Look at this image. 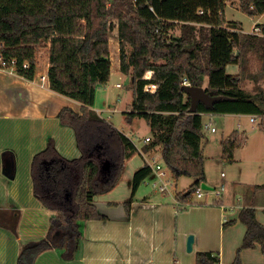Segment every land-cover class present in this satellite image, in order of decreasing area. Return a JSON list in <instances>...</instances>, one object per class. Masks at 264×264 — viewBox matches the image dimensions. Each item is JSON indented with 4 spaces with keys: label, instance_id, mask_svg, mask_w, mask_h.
Instances as JSON below:
<instances>
[{
    "label": "trees",
    "instance_id": "16d2710c",
    "mask_svg": "<svg viewBox=\"0 0 264 264\" xmlns=\"http://www.w3.org/2000/svg\"><path fill=\"white\" fill-rule=\"evenodd\" d=\"M224 5L223 0H0V55L15 60L14 73L32 80L39 49L46 47L48 88L77 101L81 112L64 107L57 114L74 129L79 157L66 159L48 143L32 158L33 194L56 215L50 218L46 239L23 247L18 264H31L49 247H62L65 256L72 255L79 234L76 222L105 219L93 199L118 185L125 162L137 153L126 135L93 110L96 90L110 75L112 22L117 26L119 70L132 76V101L123 114L128 122L133 118L147 122L153 136L149 145L160 146L162 161L175 178L196 179L184 195H177L182 200L188 201L204 181L201 115L228 109L264 116V93L247 94L240 89V73L226 74L227 65L241 68L245 53L257 44L264 57V38L231 31ZM238 5L249 18L264 12V0H239ZM169 22L208 26L206 45L190 44L187 36L169 39L167 32L173 26ZM126 45L131 47L129 55ZM147 71L153 73L144 80ZM184 77L198 87L206 77L204 91L216 100L198 101L192 108L189 95L178 84ZM149 83L157 86L153 93L144 91ZM241 144L233 131L221 141L222 157L231 160ZM104 161L111 166L101 179ZM150 173L148 164L133 173L132 195ZM129 204L124 203L127 213ZM238 217L246 232L230 264H242L241 249L257 244L264 256V225L256 220L255 210L243 208ZM217 262L211 251L195 254V264Z\"/></svg>",
    "mask_w": 264,
    "mask_h": 264
},
{
    "label": "crops",
    "instance_id": "0c3cea01",
    "mask_svg": "<svg viewBox=\"0 0 264 264\" xmlns=\"http://www.w3.org/2000/svg\"><path fill=\"white\" fill-rule=\"evenodd\" d=\"M249 19V30L243 33H249L257 17ZM242 29V26L235 25L230 30L241 32ZM234 53L238 54V51L234 50ZM230 65L235 66L236 72L226 74L238 75L239 66ZM47 71V57L42 64L38 63L32 80L14 72L0 70V124H15L17 129L11 130L10 136L14 137L11 135L12 131L20 132L27 140V146L23 145L19 150L9 146V142L5 140L0 142V264H18L23 247L46 239L50 218L56 215V212L42 205L33 194L30 171L33 156L44 150L49 142L66 159L81 155L74 129L57 117L64 107L80 114V104L51 91L48 81L41 79L43 75L47 76ZM206 83L204 77L203 89ZM219 115H249L253 124L256 117H259L228 109ZM205 125L206 128L209 127L208 123ZM255 127L253 125L252 130ZM222 128L220 148L221 141L233 132L224 136V130L227 129L224 122ZM211 129L210 132L216 133ZM237 132L244 141V135ZM148 137L142 134L137 138V143L128 137L137 153L125 162L118 185L110 192L93 199L98 212L105 219L76 222L79 234L75 237L72 255L65 256L62 247H49L37 253L31 264H195V254L199 251L215 253L217 264H230L234 260L246 232L245 224L239 221L240 211L252 207L256 220L264 225V164L258 172L255 170L254 173L241 175V181H248L244 183L228 180L221 172V198L214 199L211 204L205 202L207 200L192 203L182 200L181 196L196 179L190 177L192 182L187 190L178 191L170 170L164 163H158V158L162 159L160 146L145 147V139ZM202 141L204 142L203 137L200 143L203 157ZM5 149L13 153L15 166L13 171L10 170L13 177L11 174L7 176V167H4L7 166ZM260 154L261 147L254 158ZM19 155L24 157L25 162L24 173L17 179ZM219 162L222 163L223 160ZM144 164L149 165L151 173L142 180L132 195L133 173ZM203 167L205 170V166ZM168 174L171 175L172 182L167 178ZM251 175H256L255 180L250 181ZM173 179L177 181L180 178ZM208 181L204 173V181L201 183L209 185ZM178 194L181 196L178 197ZM203 196L204 194L198 198ZM127 201H130L128 213L124 206ZM188 235L193 236L191 251L186 250ZM239 255L242 264H264V256L258 244L253 248L241 249Z\"/></svg>",
    "mask_w": 264,
    "mask_h": 264
},
{
    "label": "rangeland",
    "instance_id": "374dc122",
    "mask_svg": "<svg viewBox=\"0 0 264 264\" xmlns=\"http://www.w3.org/2000/svg\"><path fill=\"white\" fill-rule=\"evenodd\" d=\"M238 2L239 0H227L224 5L223 14L229 21L227 25H230L231 27L235 25L240 27L242 26L243 29L240 33H243L249 30L251 21L249 17L241 12ZM112 23L113 29L109 33V59L111 64L110 75L107 82L97 88L93 109L97 111L98 115L108 122L112 127H114L119 132L126 134L132 141H135L136 143L138 142L137 138L139 136L142 134L148 135L150 141L147 142L145 145L146 147L153 140L152 134H148L150 132V128L147 122L142 118H133L130 122H128L125 118V115L123 114L129 110L128 107L132 101V76L130 74H123L119 70V40L117 26L115 21ZM169 23L173 25L172 28H170L167 32L169 39L187 36L190 40V44H193L197 41L203 43L204 46L206 45V31L208 26L198 23ZM227 25L225 27H227ZM125 50L127 55H129L131 52V47L126 45ZM45 57H47L46 47L42 46L39 49L38 63L42 64L45 60ZM244 58V64L239 69L240 75L242 77L240 84L241 89L248 94H255L259 92L264 93V57L261 53V50L259 49V44H257L254 48L249 49L245 53ZM226 70V72L229 74H234L236 72L235 66L233 65H228ZM152 73V71L145 72L143 79L149 80ZM44 77V81H46L47 76ZM223 122L227 128L226 131L224 130V136L225 134L232 131H239L241 135L243 134L245 137L244 141L242 139V144L237 149H235L232 158L235 161L232 162H229L226 159L224 160L222 157L220 140L223 132ZM206 123H208V128H206ZM253 125H256L254 130H252ZM15 126V124H7V122L4 125L0 124V142L5 140L7 143L9 142V146H13L15 149L19 150V147L23 145L27 146V140L26 137H23V135L20 134V132L16 133L12 131L13 133L11 135L14 137L10 136L11 130L17 129ZM211 128H213L216 133L210 132ZM201 130L204 138V142L202 141L203 166H205L204 173L209 180V185L207 186L211 187L212 189L207 190L201 188V192L204 194V196L202 198H198L194 192L188 201L196 203L207 200L205 202H210L211 204L212 201L217 198L216 191L219 190L221 186V181L219 179L221 172L226 175V179L228 180L231 179L244 183L248 181H241L243 180L241 175L247 174L248 172L254 173L255 170L258 172L257 170L261 169V166L264 164V116L262 120L256 119V122L253 124L249 120V115L222 116L219 114H205L202 116ZM240 138L242 137L240 136ZM47 144L48 143H46V145ZM260 147V156L254 158L255 153L259 152ZM6 150L9 149H5V154L7 155V166L4 167H7V176H10V170H14L15 163H13L14 158L12 151ZM15 154H17L16 151ZM18 159L19 168L16 170L19 171V174L17 179L24 173L23 163L25 162L23 156L19 155ZM221 160H223L222 163L219 162ZM158 163L163 165L161 158H158ZM110 166L111 165L107 164L105 161L102 162L100 173L101 179H104L108 175ZM163 168L165 169V167ZM11 175V177H13V173ZM255 176L256 175H251L250 181L255 180ZM170 177L171 175L167 176L170 182L173 180L177 185L176 188L178 191L187 190L188 186L192 182V178L190 177L181 176L179 177L180 179L176 178L178 179L177 181L173 179L175 177H173L172 180ZM262 177L264 176L262 175ZM223 195H225V192Z\"/></svg>",
    "mask_w": 264,
    "mask_h": 264
},
{
    "label": "built area",
    "instance_id": "2783aa9c",
    "mask_svg": "<svg viewBox=\"0 0 264 264\" xmlns=\"http://www.w3.org/2000/svg\"><path fill=\"white\" fill-rule=\"evenodd\" d=\"M223 1L226 2L227 0H223ZM203 12L204 11L202 9H199V11H197V13H199V14H203ZM263 15H264V12L254 16V17H257V19H255V22L252 24L251 30L249 31L248 34H252V35L258 36L260 38H264V18H262ZM14 65H15V60L14 59L6 60L0 55V70H4V71H7V72H13L14 71ZM41 78H42V80L45 79L44 76H42ZM178 84L181 85L182 87L190 85V83L186 79V77H184L181 80H179ZM155 88H157L155 84H146L144 86V90L145 91H150V92H154L156 90ZM256 119H261L262 120L263 117L259 116V117H256ZM251 120L253 121L254 118H251ZM211 131H214V129L212 128ZM148 141H150V139L146 138L145 142H148ZM157 168H159V166H157ZM162 173L163 172H161V174ZM220 189L221 190L216 191V195H217L216 200L220 199L221 196H222L223 186ZM195 194H196L197 197H201L202 196L203 193L201 192V187L200 186L196 188Z\"/></svg>",
    "mask_w": 264,
    "mask_h": 264
},
{
    "label": "water",
    "instance_id": "95a60500",
    "mask_svg": "<svg viewBox=\"0 0 264 264\" xmlns=\"http://www.w3.org/2000/svg\"><path fill=\"white\" fill-rule=\"evenodd\" d=\"M183 88L185 90V93L188 94L190 97L192 108H194L196 102H198V101H202L205 104H212L216 100L215 98L208 96L205 93L203 87L189 85V86H184ZM200 187L202 189H207V190L212 189L211 187L207 186L205 183H201ZM192 242H193V236L188 235L187 242H186V250L187 251H191Z\"/></svg>",
    "mask_w": 264,
    "mask_h": 264
}]
</instances>
